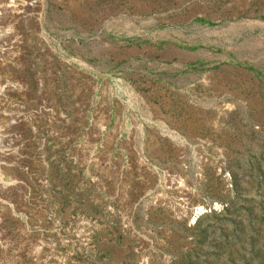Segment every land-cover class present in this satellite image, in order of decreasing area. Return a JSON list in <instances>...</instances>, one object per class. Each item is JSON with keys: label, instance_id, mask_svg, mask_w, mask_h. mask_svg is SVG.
Wrapping results in <instances>:
<instances>
[{"label": "rangeland", "instance_id": "374dc122", "mask_svg": "<svg viewBox=\"0 0 264 264\" xmlns=\"http://www.w3.org/2000/svg\"><path fill=\"white\" fill-rule=\"evenodd\" d=\"M0 264H264V0H0Z\"/></svg>", "mask_w": 264, "mask_h": 264}, {"label": "bare ground", "instance_id": "6f19581e", "mask_svg": "<svg viewBox=\"0 0 264 264\" xmlns=\"http://www.w3.org/2000/svg\"><path fill=\"white\" fill-rule=\"evenodd\" d=\"M21 7L20 8H22L23 7V5H20ZM26 6V5H25ZM4 9V8H3ZM195 209V211H194V213L195 214H199V212L200 211H203V207H199V206H196V208H194Z\"/></svg>", "mask_w": 264, "mask_h": 264}]
</instances>
